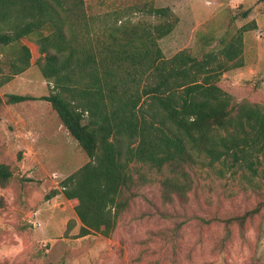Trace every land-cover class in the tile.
Instances as JSON below:
<instances>
[{
    "label": "trees",
    "instance_id": "obj_1",
    "mask_svg": "<svg viewBox=\"0 0 264 264\" xmlns=\"http://www.w3.org/2000/svg\"><path fill=\"white\" fill-rule=\"evenodd\" d=\"M149 11L154 24L95 19L83 0H0V52L10 54L0 86L30 66L21 39L34 35L39 71L51 84L42 99L88 158L60 182L65 198L75 201L80 236L112 234L136 193L132 162L165 169L160 195L172 202L192 188L189 171L202 156L210 163L232 156L251 166L264 155V105L236 100L217 84L224 69L242 66L243 32L255 24L240 26L215 52L181 49L165 57L158 40L178 16L168 7ZM12 177L10 165L0 162V188ZM263 206L223 222L242 228Z\"/></svg>",
    "mask_w": 264,
    "mask_h": 264
},
{
    "label": "rangeland",
    "instance_id": "obj_2",
    "mask_svg": "<svg viewBox=\"0 0 264 264\" xmlns=\"http://www.w3.org/2000/svg\"><path fill=\"white\" fill-rule=\"evenodd\" d=\"M83 1L95 19L154 24L150 8L172 10L167 1L173 0ZM175 7L177 23L158 40L165 57L181 49L215 52L240 26L255 24L243 32L242 66L224 69L217 84L236 100L264 105V0H186ZM34 40L21 39L30 48V66L0 86V162L13 171L0 188V264H264V206L242 228L223 222L264 204L261 154L251 166L232 156L213 163L202 156L189 171L192 188L172 202L160 195L167 171L132 162L136 193L112 234L78 235L75 201L65 198L60 182L88 158L42 99L51 84L39 71ZM9 57L0 52V78L9 72ZM14 94L33 99L15 102Z\"/></svg>",
    "mask_w": 264,
    "mask_h": 264
},
{
    "label": "crops",
    "instance_id": "obj_3",
    "mask_svg": "<svg viewBox=\"0 0 264 264\" xmlns=\"http://www.w3.org/2000/svg\"><path fill=\"white\" fill-rule=\"evenodd\" d=\"M186 0H173V1H167V3L169 4V6L172 8V10L174 11L176 9L175 4L179 3V2H185ZM173 3V4H172ZM24 43V42H23ZM25 44V43H24ZM27 45V44H25ZM28 46V45H27ZM29 47V46H28ZM30 49V48H29Z\"/></svg>",
    "mask_w": 264,
    "mask_h": 264
}]
</instances>
